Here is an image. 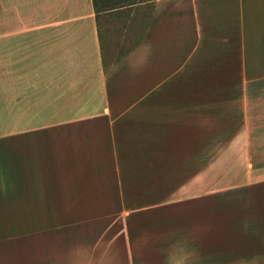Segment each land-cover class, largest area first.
Returning <instances> with one entry per match:
<instances>
[{
	"label": "crops",
	"instance_id": "obj_1",
	"mask_svg": "<svg viewBox=\"0 0 264 264\" xmlns=\"http://www.w3.org/2000/svg\"><path fill=\"white\" fill-rule=\"evenodd\" d=\"M3 109L0 264L264 255V0H25Z\"/></svg>",
	"mask_w": 264,
	"mask_h": 264
},
{
	"label": "rangeland",
	"instance_id": "obj_2",
	"mask_svg": "<svg viewBox=\"0 0 264 264\" xmlns=\"http://www.w3.org/2000/svg\"><path fill=\"white\" fill-rule=\"evenodd\" d=\"M138 0H112V6ZM258 17H254L257 21ZM257 27V26H255ZM261 32L255 33L252 54L257 57L261 48H257ZM251 71L260 75L263 65L259 62L249 65ZM18 90L17 96L3 95L6 91ZM25 108V0H0V115L3 108ZM12 130L0 127V142H5ZM22 130V129H21ZM230 264H264V255Z\"/></svg>",
	"mask_w": 264,
	"mask_h": 264
},
{
	"label": "trees",
	"instance_id": "obj_3",
	"mask_svg": "<svg viewBox=\"0 0 264 264\" xmlns=\"http://www.w3.org/2000/svg\"><path fill=\"white\" fill-rule=\"evenodd\" d=\"M109 1H112V0H109Z\"/></svg>",
	"mask_w": 264,
	"mask_h": 264
}]
</instances>
